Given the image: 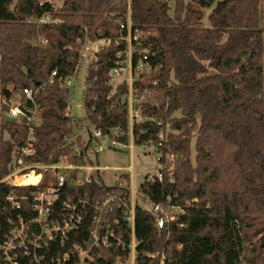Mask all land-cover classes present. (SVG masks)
<instances>
[{"label": "trees", "instance_id": "trees-1", "mask_svg": "<svg viewBox=\"0 0 264 264\" xmlns=\"http://www.w3.org/2000/svg\"><path fill=\"white\" fill-rule=\"evenodd\" d=\"M171 1L63 0L56 7L49 0H0V87L7 95L24 87L35 91L40 124L37 152L30 159L55 162L70 149L66 136L73 134L75 121L65 115L68 90L61 79L80 71L87 42L103 40L104 49L87 69L84 105L97 127L126 130L127 81L113 87L109 80L117 61L126 59L127 30L121 25L130 15L138 34L133 88L136 95L149 91L142 103L147 120L134 124L133 142L158 144L163 130L162 160L173 155L171 168H161L163 180L147 178L138 196L149 205L184 209L158 228L137 199L134 264H264V235L253 242L264 231L261 0ZM46 14L54 21L39 22ZM146 46L152 50L151 70L142 72L136 64ZM53 71L57 76L51 82ZM9 125L13 137L16 131L27 134L16 122ZM11 149L12 143L5 142L4 165ZM97 188L105 194L118 186ZM116 217L118 229L125 230L121 213ZM120 253L104 251L94 264H113Z\"/></svg>", "mask_w": 264, "mask_h": 264}, {"label": "built area", "instance_id": "built-area-1", "mask_svg": "<svg viewBox=\"0 0 264 264\" xmlns=\"http://www.w3.org/2000/svg\"><path fill=\"white\" fill-rule=\"evenodd\" d=\"M52 21L54 20L50 14L39 20L41 23ZM121 28L127 30L126 59L117 61V66L110 72L109 84L116 87L120 81H127L128 89L124 96V102L128 106L126 130L119 126L108 127L106 130L97 127L89 118L84 105L88 88L87 69L96 57V52L104 49L103 40L87 42L81 50L83 65L80 71L61 79L62 86L68 90L65 115L75 121L73 134L66 136L70 149L55 162L30 159L37 152L38 138L35 130L40 124L35 91L24 87L19 93L7 95L0 87V260L3 264H94L104 256V251L112 249L121 251L113 264L135 263L138 246L135 237V207L137 199L143 206L145 203L142 197L135 194L132 166L122 168L131 172V178L124 172L113 184H107L105 171L121 168L104 167L96 160V156L106 148H125L134 143V124L147 120L142 114V103L149 91L146 89L142 94L136 95L133 88L132 56L138 34L132 31L130 15ZM39 42L45 44L47 40L41 39ZM69 48L72 49V46ZM151 51L150 46L141 50L137 70H151L148 63ZM125 70L128 73L124 77ZM82 71V101L86 115L83 119H78L72 117L69 111L73 99L70 89L74 85L72 78ZM56 76L57 71H53L50 81L54 82ZM153 84L157 85L158 80L155 79ZM4 116L13 121L5 120ZM77 121L80 125L76 124ZM15 122L18 129L23 127L27 130L25 136L16 131L13 137L9 124ZM84 128H87L89 138L83 136ZM123 136H127V142L121 139ZM165 138L166 134L161 130L158 134L159 143L152 145L161 167L150 180L162 181L161 168L167 165L171 168L169 161L173 159V155H169V161L162 160L161 146ZM7 141L12 143L11 160L4 165ZM115 185L118 186L117 189L105 194L97 188ZM148 209L158 228L170 224L176 213H184L181 206H167L163 203L151 204ZM117 212L121 213L125 221V230L117 227ZM78 236L83 237L82 242L75 240Z\"/></svg>", "mask_w": 264, "mask_h": 264}, {"label": "rangeland", "instance_id": "rangeland-1", "mask_svg": "<svg viewBox=\"0 0 264 264\" xmlns=\"http://www.w3.org/2000/svg\"><path fill=\"white\" fill-rule=\"evenodd\" d=\"M56 7L61 6L63 0H49ZM172 4L174 1H171ZM262 18L264 21V0H261ZM210 9L206 10L205 24L208 25V14ZM127 70L124 71V77L127 75ZM73 86L70 89V93L73 96L69 105V111L72 117L83 119L86 115V111L83 105L82 97L83 90L81 87L84 85L83 71L78 76L72 78ZM82 134L85 138H89L87 128L82 130ZM132 145V146H131ZM156 151L152 145H135L130 143L128 147L120 148H106L98 156H96L97 163L104 167L109 168H121L120 170H107L105 171V178L107 184H113L122 173H127L131 178V172L123 170L132 166L133 169V185L135 194L138 195V190L141 184L148 178L150 179L154 174L158 173L160 169V163L155 155ZM137 199V198H136ZM144 206L149 208V204L145 203ZM264 235L262 234L254 236L253 242H257ZM264 243V241H263Z\"/></svg>", "mask_w": 264, "mask_h": 264}, {"label": "water", "instance_id": "water-1", "mask_svg": "<svg viewBox=\"0 0 264 264\" xmlns=\"http://www.w3.org/2000/svg\"><path fill=\"white\" fill-rule=\"evenodd\" d=\"M3 91L5 92V88H3ZM4 119L10 122L13 121V119L8 116H4Z\"/></svg>", "mask_w": 264, "mask_h": 264}]
</instances>
